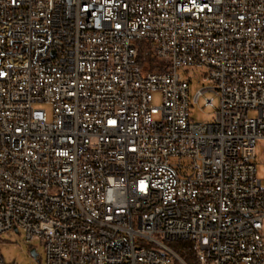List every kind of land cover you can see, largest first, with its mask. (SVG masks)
Wrapping results in <instances>:
<instances>
[{"label":"built area","instance_id":"2783aa9c","mask_svg":"<svg viewBox=\"0 0 264 264\" xmlns=\"http://www.w3.org/2000/svg\"><path fill=\"white\" fill-rule=\"evenodd\" d=\"M195 67L212 121L191 118ZM260 140L264 0H0V244L17 228L46 264H189L175 241L264 264Z\"/></svg>","mask_w":264,"mask_h":264},{"label":"rangeland","instance_id":"374dc122","mask_svg":"<svg viewBox=\"0 0 264 264\" xmlns=\"http://www.w3.org/2000/svg\"><path fill=\"white\" fill-rule=\"evenodd\" d=\"M185 76L190 80V101H191V118L196 122H208L214 120L216 108H207L203 105L202 99L194 102V97L199 88L203 85L202 73L205 71L201 67L190 68L189 72L181 69ZM197 74V75H195ZM161 103V94L159 92L154 95V104ZM251 117L257 116V112L251 111ZM256 163L258 167V175L264 179V140H260L256 146ZM181 255L186 250V246L182 242L169 243ZM138 245H148V241H140ZM35 248L37 256L32 255L31 249ZM189 248V247H188ZM0 251L5 264H46V252L40 240H35L32 243L26 242V235L22 229L19 231L9 230L2 234ZM184 258V256H183ZM185 259V258H184ZM188 263L196 264V260H186Z\"/></svg>","mask_w":264,"mask_h":264},{"label":"trees","instance_id":"16d2710c","mask_svg":"<svg viewBox=\"0 0 264 264\" xmlns=\"http://www.w3.org/2000/svg\"><path fill=\"white\" fill-rule=\"evenodd\" d=\"M178 242H182V243H184L185 246H186L187 248H186L185 252H183V255H181L177 250H176V251H177L182 257L184 256V258H185L186 260H190L191 258L194 259V260H196L195 254H194V252L191 250L189 243H188V242H185V241H178ZM188 247H189V248H188ZM185 259H184V260H185ZM186 262H187V261H186ZM187 263H188V262H187ZM189 264H192V263H189Z\"/></svg>","mask_w":264,"mask_h":264},{"label":"bare ground","instance_id":"6f19581e","mask_svg":"<svg viewBox=\"0 0 264 264\" xmlns=\"http://www.w3.org/2000/svg\"><path fill=\"white\" fill-rule=\"evenodd\" d=\"M97 22H88V31H96Z\"/></svg>","mask_w":264,"mask_h":264},{"label":"water","instance_id":"95a60500","mask_svg":"<svg viewBox=\"0 0 264 264\" xmlns=\"http://www.w3.org/2000/svg\"><path fill=\"white\" fill-rule=\"evenodd\" d=\"M15 231H19L17 228H15ZM31 253H32V255H34V256H37V251H36V249L35 248H32L31 249Z\"/></svg>","mask_w":264,"mask_h":264}]
</instances>
